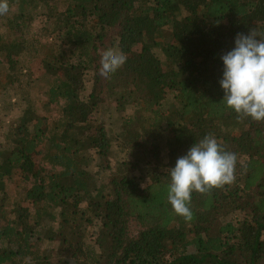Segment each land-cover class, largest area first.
<instances>
[{"label":"trees","instance_id":"trees-1","mask_svg":"<svg viewBox=\"0 0 264 264\" xmlns=\"http://www.w3.org/2000/svg\"><path fill=\"white\" fill-rule=\"evenodd\" d=\"M8 3L0 57L9 84L40 82L44 104L61 109L51 119L27 101L10 123L0 264H264V120L226 107L219 86L235 37L264 39V0ZM33 8L48 10L67 50L29 45ZM107 51L126 62L105 80ZM32 64L43 69L38 81ZM207 135L236 154L235 179L193 192L186 220L168 202L169 169Z\"/></svg>","mask_w":264,"mask_h":264},{"label":"clouds","instance_id":"clouds-1","mask_svg":"<svg viewBox=\"0 0 264 264\" xmlns=\"http://www.w3.org/2000/svg\"><path fill=\"white\" fill-rule=\"evenodd\" d=\"M9 11L8 0H0V15ZM219 86L223 101L238 116L264 120V39L250 31L238 34L233 48L221 57ZM123 53L107 51L102 56L100 74L108 80L123 64ZM237 156L224 150L212 135L193 143L169 172L168 202L175 214L192 218V193H206L234 181Z\"/></svg>","mask_w":264,"mask_h":264},{"label":"rangeland","instance_id":"rangeland-1","mask_svg":"<svg viewBox=\"0 0 264 264\" xmlns=\"http://www.w3.org/2000/svg\"><path fill=\"white\" fill-rule=\"evenodd\" d=\"M59 10H63L64 4L60 1L55 4ZM13 11L16 12L17 8L13 7ZM30 13L33 17V21L28 28L27 33V41L30 44H33L32 47H38L37 45L46 44L47 49L50 44L56 43L57 46H62L63 49L67 48L62 44L63 40H59V36H57L53 30V28H48V10L33 8L30 10ZM61 43V44H60ZM26 60H29L26 59ZM32 74L31 79L43 77V69H40L37 65L32 64ZM10 71L8 66L5 64V61L2 57H0V150L3 148L4 144H6V138L10 131V123L19 119L22 116L23 109L27 105V101L34 102L33 107L35 110L40 113V115H46L51 119H58L60 115L61 105H51L47 106L44 104L45 101V90L46 86L42 83H32L30 86H26L28 78H24L21 82H16L13 85L9 83L12 82L11 77L9 76ZM20 79V78H18ZM47 76L44 78L46 81ZM164 141V138L162 142ZM166 152L164 153V156ZM119 156L115 152V155L112 157V165L115 166L114 160H118ZM40 161V157L37 158V162ZM11 188V186H8ZM21 189H13L12 195H19ZM235 218L239 219V215H234L232 218L228 220L231 221ZM96 229V228H95ZM96 231V230H95Z\"/></svg>","mask_w":264,"mask_h":264}]
</instances>
